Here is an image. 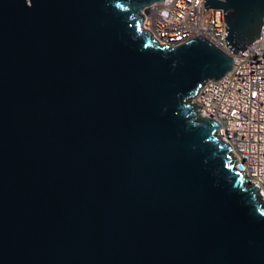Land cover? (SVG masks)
Here are the masks:
<instances>
[{
  "label": "water",
  "instance_id": "95a60500",
  "mask_svg": "<svg viewBox=\"0 0 264 264\" xmlns=\"http://www.w3.org/2000/svg\"><path fill=\"white\" fill-rule=\"evenodd\" d=\"M163 0H0V264H264V199L192 102L232 69L159 44ZM222 9L240 54L264 0Z\"/></svg>",
  "mask_w": 264,
  "mask_h": 264
},
{
  "label": "built area",
  "instance_id": "2783aa9c",
  "mask_svg": "<svg viewBox=\"0 0 264 264\" xmlns=\"http://www.w3.org/2000/svg\"><path fill=\"white\" fill-rule=\"evenodd\" d=\"M205 0H163L142 10L143 27L162 45L175 46L203 37L233 59L232 69L221 79H207L192 98L197 111L220 123L217 134L231 150L248 183L264 199V24L240 54L224 38L222 9L204 8ZM146 24V25H145Z\"/></svg>",
  "mask_w": 264,
  "mask_h": 264
},
{
  "label": "bare ground",
  "instance_id": "6f19581e",
  "mask_svg": "<svg viewBox=\"0 0 264 264\" xmlns=\"http://www.w3.org/2000/svg\"><path fill=\"white\" fill-rule=\"evenodd\" d=\"M146 25V24H145ZM144 26V25H143Z\"/></svg>",
  "mask_w": 264,
  "mask_h": 264
}]
</instances>
